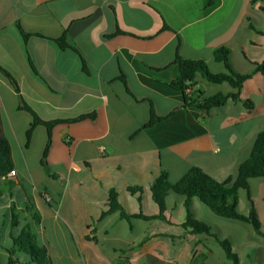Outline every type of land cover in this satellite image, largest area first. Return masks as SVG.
I'll return each instance as SVG.
<instances>
[{"label":"crops","instance_id":"crops-1","mask_svg":"<svg viewBox=\"0 0 264 264\" xmlns=\"http://www.w3.org/2000/svg\"><path fill=\"white\" fill-rule=\"evenodd\" d=\"M206 3L0 0V66L18 86L17 92L0 75L1 128L14 171L8 176L9 192L18 187L24 196L36 193L33 177L69 184L74 179L78 192L70 205L60 199L50 207L48 186L39 194L54 218L62 215L65 222L85 227L78 236L95 244L96 256L105 264H189L204 249L209 251L204 264L214 251L230 264L212 236L192 235L181 226L187 216L183 196H166L169 222L128 223L118 212L99 219L110 191L117 193L125 211L156 214L149 189L160 171L166 172L169 183L192 167L219 181L235 176L264 130V76L252 63L264 58V0H218L210 9ZM17 26L30 34L25 44ZM65 30L66 41L77 53L52 41ZM222 47L228 49L235 73L251 75L240 89V97L252 102L251 109L233 100L207 112L195 107L204 98L237 92L226 82L211 83L200 74L192 89L172 86L179 76L176 55L204 61L211 73H227L213 55ZM20 99L43 121L87 114L94 118L55 125L43 165L46 127L36 126L26 144L32 116L18 109ZM151 109L164 120L142 130ZM129 188L141 191L131 193ZM251 210L264 231V177L251 178L248 190H238L237 212L247 216ZM189 211L230 242L241 264H264V238L250 224L216 216L196 198ZM29 217L38 219L35 214ZM11 221L13 241L22 229L15 217ZM18 254L14 264H34L23 252Z\"/></svg>","mask_w":264,"mask_h":264},{"label":"trees","instance_id":"trees-1","mask_svg":"<svg viewBox=\"0 0 264 264\" xmlns=\"http://www.w3.org/2000/svg\"><path fill=\"white\" fill-rule=\"evenodd\" d=\"M218 3V0H207L206 6L208 9L212 8ZM261 9L264 11V7ZM166 28V27H164ZM19 37L23 44L30 34L25 33L19 26H17ZM120 31L117 30L116 33ZM66 30L62 37L53 39L61 49H71L77 53V50L70 45L65 39ZM39 36V35H36ZM216 62L222 63L227 70V73L215 74L211 73L204 61L201 60H189L183 59L176 55L174 63L178 66L179 76L172 82V86L176 89L184 91L185 89H192L195 85L196 74H200L205 80L211 83H228L232 88L236 89V93L216 94L214 96L204 98L200 102L194 104L195 107L203 111H210L215 108H219L226 104L228 100L239 101L247 108L251 109L253 104L251 101L242 99L240 97V89L242 88L243 82L248 80L251 75H240L235 73L230 67L228 56L229 51L227 48H218L213 53ZM245 56V54H244ZM82 66H84L83 59L81 58ZM249 60V59H248ZM256 67V72L264 76V58L258 61H252ZM0 75L3 76L9 84L18 92L17 82L14 77L9 74L4 68L0 66ZM200 92V91H199ZM19 110H24L31 114L32 123L25 132L26 144H29L32 136L33 129L38 125H43L47 130L46 144L43 150L42 161L43 165L46 164V154L50 146L51 141V130L59 123H72L82 121L85 118H94V114L81 115L76 118L67 120H52L43 121L37 117L30 108H28L20 99ZM164 120V118L158 117L154 110L151 109L148 122L141 128L148 129L157 122ZM13 170V164L10 154V146L8 140L3 134L1 128L0 119V189L10 191L12 188L10 177L7 176L9 172ZM264 177V130L261 131L255 138L251 152L246 160L241 162L237 168L235 176H229L226 179L219 181L213 176L206 174L203 170L192 167L185 172L176 182L169 183L166 178V172L160 171L158 176L152 181L150 185V195L153 203L157 207V213L153 215L145 214L141 211L137 213H129L125 211L118 202L117 193L110 191L107 196L106 209L102 211L100 218H103L112 213L118 212L121 219L126 220L130 223L131 219H141L144 221L160 220L169 222L166 217V206L165 198L169 193H173L185 198V208L187 212L186 220L181 226L190 234H206L212 236L215 242L222 249L224 256L230 264H241L237 254L233 251L230 242L227 239L221 238L212 233V229L195 220L190 211L189 206L193 198L198 199L204 204L213 214L216 216L242 221L250 224L256 235L264 238V231L261 228L260 221L254 210H251L247 216L241 215L237 212L238 204V190H248V180L251 178ZM129 192L135 193L141 190L129 188ZM250 200L249 193L247 194ZM14 247L9 251L14 253L17 248L20 252L26 254L31 263L34 264H52L49 256L47 255L46 248L39 246L34 236L27 234L24 230L18 238L13 239ZM205 248V247H204ZM200 254L193 256L189 264H204V260L207 257L208 249H204ZM15 260L12 257L8 258L7 264H14ZM257 264V263H250Z\"/></svg>","mask_w":264,"mask_h":264},{"label":"rangeland","instance_id":"rangeland-1","mask_svg":"<svg viewBox=\"0 0 264 264\" xmlns=\"http://www.w3.org/2000/svg\"><path fill=\"white\" fill-rule=\"evenodd\" d=\"M32 180H34L37 189L33 194L27 191L24 196L23 191L18 187H15L13 192L0 189V264H7L8 258H13L14 254L21 255L18 254L20 251L17 248L13 254L9 251L14 247V243L9 237L12 217L17 219L20 229L34 236L37 239V244L46 248L52 264H105L101 258L96 256L98 250L95 244L78 236V231L85 227L65 222L62 215L59 218H54L49 213L45 199L39 194L42 193L44 187L48 186L52 195L50 207H56L55 203H58L60 199H64V205H70L78 192L73 184L74 179L71 184L68 181L64 183L60 180H53L49 176L33 177ZM23 187L26 191L27 186ZM80 194L83 196L81 192ZM136 195L142 197L139 193ZM11 203L13 204L11 205ZM21 210H26V212ZM31 214H35L38 219H31L29 217ZM24 216L26 218L23 220ZM37 222L39 224L35 225ZM223 232H227L225 228ZM218 251H220L219 248ZM233 251L235 252L234 249ZM220 253L214 251L208 264H224L225 260Z\"/></svg>","mask_w":264,"mask_h":264},{"label":"built area","instance_id":"built-area-1","mask_svg":"<svg viewBox=\"0 0 264 264\" xmlns=\"http://www.w3.org/2000/svg\"><path fill=\"white\" fill-rule=\"evenodd\" d=\"M12 175H14V171H11V172H9V173L7 174V176H12Z\"/></svg>","mask_w":264,"mask_h":264}]
</instances>
